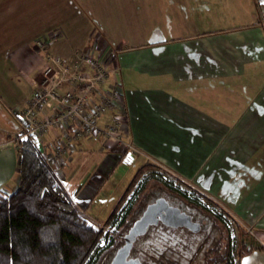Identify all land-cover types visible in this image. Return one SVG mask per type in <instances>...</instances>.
Wrapping results in <instances>:
<instances>
[{"label":"crops","instance_id":"0c3cea01","mask_svg":"<svg viewBox=\"0 0 264 264\" xmlns=\"http://www.w3.org/2000/svg\"><path fill=\"white\" fill-rule=\"evenodd\" d=\"M76 1L78 5L70 7L64 0H0V185L16 183L18 154L11 138L20 128V109L45 63L37 40L59 30L58 36L46 43L54 56H69L76 47L90 49L117 68L114 51L146 48L149 64H162L135 70L139 76L148 75L147 83L137 87L138 78H123L134 83L120 88L117 68L105 79V83L114 81L119 93L114 105L125 112L124 136L142 157L158 158L189 178L263 246L240 255L238 264H264V164H259L263 156L253 160L260 156L257 152L264 143L263 95L245 97V88L222 83L234 94L228 93L221 101L223 86L218 88L213 81L219 73L214 69L217 57L213 52H206L200 60L197 55L185 56L182 48L169 54L149 51L153 45L209 32L200 31L191 18L188 0ZM59 11L60 15L67 11V17L73 12L84 14L85 22L54 20ZM107 115L104 113L100 122ZM92 139L80 137L68 160ZM105 141L110 149L117 145L112 139ZM88 180L84 188L91 182L95 187L99 184L96 179ZM75 202L78 205L76 198Z\"/></svg>","mask_w":264,"mask_h":264},{"label":"rangeland","instance_id":"374dc122","mask_svg":"<svg viewBox=\"0 0 264 264\" xmlns=\"http://www.w3.org/2000/svg\"><path fill=\"white\" fill-rule=\"evenodd\" d=\"M64 1L70 7L74 3L78 5L76 0ZM188 6L189 14L197 22L199 30L209 32H201L199 35L188 39H177L170 43L153 45L149 51L154 52V54L161 52V54H169L177 51L178 48H182V51L187 53L185 56L197 55L200 60L204 59L206 52L210 54L213 52L214 58L217 57L216 62H214V69L219 71L218 76H215L213 81L218 85V88L223 86L219 96L221 101L227 99L228 93H230V96L234 94L232 91H226L227 87L225 88L224 84H232L238 90L239 87L245 88V97H248L249 94L252 99L259 95H263L260 98H264V1L256 3L254 0H208L206 3H200L197 0H188ZM67 15V11H62L61 15L59 11V15H55L54 20L66 22L68 19L73 18L75 22H85L83 19L84 14L73 12L72 16L67 17ZM255 36L258 37L257 40ZM39 50L45 55L44 50L41 48ZM78 50V47H76L71 54ZM145 50L147 49L114 51V55L119 61V67L116 69L115 74L120 76L123 81H120V88H123V84L127 85L132 82L130 80L125 82L123 78H138L139 83L132 82L137 87L147 83L148 75H137V69L147 70L148 66L159 67L162 65L158 63L153 66L150 65L149 59L145 57ZM16 134L11 138L13 142H16ZM52 135V132L46 133L45 140L50 139ZM97 138L90 140L85 147H79L80 150L75 152V158L69 161L71 154L69 153L62 162H57L53 166L66 190L74 199H77V202L79 201L78 205L82 211L100 226L101 232L103 231V234L100 233L102 235V247L100 246L102 249L98 247L97 255L94 251L97 247L91 249L83 264H94L96 262L98 255L104 250L107 240H111V237L120 227L121 219L128 216L130 207L136 203L139 196L144 192V187L153 181L171 190L181 191L180 194H184L186 199L196 201L204 210L215 217L228 234L232 264H235L239 242H243L245 245L250 242H258L243 225L236 224L230 214L221 213L219 208L212 202L211 197V201H208L190 191L192 187L196 189L192 181L169 168L163 161L158 160V158L142 157L137 153L138 151L134 152V150L124 148L122 145H115L113 149H110L105 147L104 143L106 141ZM124 138L132 142L125 136ZM1 143L2 140H0ZM77 148L78 146H75V149ZM106 151H108V154H104ZM113 152L115 154L112 157ZM257 153L260 156H254L253 160H260L262 155L263 160L259 164H264V143ZM143 158L144 162L149 164L133 180L115 208L114 212H118L116 222L112 224L108 220L103 221L110 207L126 185L125 183H127L126 181H128L134 168ZM86 179H89L88 183L96 179V183L99 184L95 187V184L91 182V184L86 185L85 189L82 185ZM93 186L95 188L91 191ZM77 190L78 194L74 195V191ZM123 200L124 204L119 208ZM224 242L225 239L222 240L221 244Z\"/></svg>","mask_w":264,"mask_h":264},{"label":"trees","instance_id":"16d2710c","mask_svg":"<svg viewBox=\"0 0 264 264\" xmlns=\"http://www.w3.org/2000/svg\"><path fill=\"white\" fill-rule=\"evenodd\" d=\"M254 1L260 3L264 0ZM16 144V183L8 187L0 185V264H83L101 233L100 226L77 205L30 135L18 136ZM148 164L142 162L134 168L103 221L109 220L128 187ZM144 188L136 203L130 207L128 216L121 219L114 236L107 240L94 264L108 261L114 248L121 242L122 232L138 215L144 203L159 194L195 217L211 220L212 236L203 245V242L196 243L195 235L186 230L174 231L173 235L165 230L164 225L148 226L144 233L148 241L139 235L130 249L133 254L140 256L143 264H152L147 259L154 264H232L228 234L214 216L196 201L186 199L179 190H171L155 181ZM190 189L196 196L211 201L197 188ZM212 202L221 213L229 214ZM223 239L225 242L221 244ZM262 247L258 242L247 245L239 242L235 264H238L243 253ZM94 251L96 254L97 248Z\"/></svg>","mask_w":264,"mask_h":264},{"label":"built area","instance_id":"2783aa9c","mask_svg":"<svg viewBox=\"0 0 264 264\" xmlns=\"http://www.w3.org/2000/svg\"><path fill=\"white\" fill-rule=\"evenodd\" d=\"M56 36L58 31L55 30L37 40L38 47L46 52L45 63L33 80L21 109L20 130L15 137L30 135L52 167L75 149L80 137L112 139L117 145L139 151L124 138L121 126L125 112L120 105L115 108L119 93L114 81L105 83L108 72L117 66L107 65L101 54H94L90 49H79L61 58L54 56L47 50L46 43ZM107 112L106 119L100 122V117ZM50 132L53 135L45 140L46 133ZM117 217L115 211L108 221L114 224ZM101 237L100 234L93 248L102 245Z\"/></svg>","mask_w":264,"mask_h":264},{"label":"water","instance_id":"95a60500","mask_svg":"<svg viewBox=\"0 0 264 264\" xmlns=\"http://www.w3.org/2000/svg\"><path fill=\"white\" fill-rule=\"evenodd\" d=\"M159 220L165 225H185L194 230L197 221L191 220L189 213L177 204L171 203L159 194L146 201L136 217L121 234V242L114 248L110 258L105 264H142L138 255H129V249L134 238L143 233L149 224Z\"/></svg>","mask_w":264,"mask_h":264},{"label":"flooded vegetation","instance_id":"af4514ba","mask_svg":"<svg viewBox=\"0 0 264 264\" xmlns=\"http://www.w3.org/2000/svg\"><path fill=\"white\" fill-rule=\"evenodd\" d=\"M187 213H189V212H187ZM189 215H190V219L191 220L197 221V223H198L197 228L194 229V230L190 229L189 227H187L185 225H175V226L165 225V224L161 223L159 220H157L155 223L149 224L148 226H151V225H160V224L161 225H164L165 226V230L170 231V233L173 234V235H174V231L186 230V231L191 232V233H193L195 235V238H196L195 242L196 243H199L200 244V243L203 242L202 243L203 245L206 244L208 242V240H210V237L212 236V230H211V227H210L211 226V222H210L211 220L209 221L207 219V217H204V218L201 217V216L200 217H197V216L195 217V215L192 214V213H189ZM144 233H145V231L143 233L139 234V235H141L142 237H144V239L146 241H148V238L145 237ZM139 235H137V236H139ZM136 237L134 238V240L136 239ZM181 238H182V236H181ZM183 238H184V236H183ZM130 249H131V247H130ZM130 249H129V253L128 254L129 255H135V254H133L130 251ZM139 258H140V256H139ZM140 260L142 262V259L141 258H140ZM147 260L149 262H151L152 264H154V262L152 260H150V259H147ZM142 264H143V262H142Z\"/></svg>","mask_w":264,"mask_h":264}]
</instances>
